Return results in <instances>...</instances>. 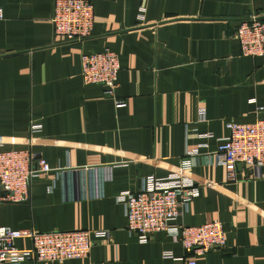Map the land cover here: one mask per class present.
<instances>
[{"label": "crops", "instance_id": "0c3cea01", "mask_svg": "<svg viewBox=\"0 0 264 264\" xmlns=\"http://www.w3.org/2000/svg\"><path fill=\"white\" fill-rule=\"evenodd\" d=\"M87 1L92 35L69 43L53 34L54 0H0L3 149L26 148L30 124H38L31 150L52 168L31 182L28 201L0 206V224L37 233L110 232L87 258L59 264H183L182 246L164 232L139 244L116 197L138 192L147 176L167 177L187 150L205 146L192 159L199 195L173 224L223 223L225 248L197 264H264V166L256 178L238 165L237 182L227 183L211 155L228 135V121L264 119V57L242 56L232 38L238 22L264 20V0ZM105 49L118 55L115 97L123 108L81 78V55ZM106 170L101 183L98 172Z\"/></svg>", "mask_w": 264, "mask_h": 264}, {"label": "built area", "instance_id": "2783aa9c", "mask_svg": "<svg viewBox=\"0 0 264 264\" xmlns=\"http://www.w3.org/2000/svg\"><path fill=\"white\" fill-rule=\"evenodd\" d=\"M145 8L139 9V19ZM3 18L0 9V20ZM53 34L66 42H82L92 35L94 9L87 0H54L50 19ZM232 38L235 39L244 57H264V20L251 16L237 23ZM81 78L84 85H98L104 95L114 100L116 108L125 107L123 100L115 97L120 70L118 55L105 49L98 53L82 54ZM199 114L205 120L204 108ZM228 135L219 140L212 152L216 166L225 170L226 182H237V166H245L259 178L264 166V119L249 124L228 121ZM41 126L30 124L29 138H25L24 149H3L0 138V206L5 203L18 204L28 201L31 182L52 171L47 161L31 150L32 134ZM198 148L187 150L177 169L165 178L147 176L136 193L121 192L116 203L123 207L127 231L135 236L139 244L149 242L157 232L166 233L179 243L185 257L183 264H197V259L213 249L226 245L225 227L222 222L211 221L200 226L175 225L188 210L190 202L199 191L191 177L193 162ZM89 170L90 168H83ZM102 183L109 178L106 171L98 172ZM92 180H94V175ZM93 190L90 197H96ZM111 234L105 230H72L37 233L32 230H13L0 224V264H20L26 261L59 264L65 261L85 259L95 242L108 240ZM27 240L29 249H19L15 242ZM165 259L173 258L165 254Z\"/></svg>", "mask_w": 264, "mask_h": 264}]
</instances>
